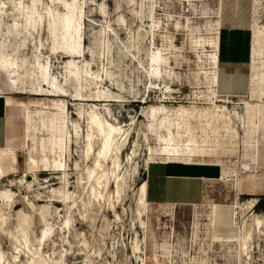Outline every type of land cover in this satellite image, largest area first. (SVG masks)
I'll list each match as a JSON object with an SVG mask.
<instances>
[{
  "label": "rangeland",
  "instance_id": "1",
  "mask_svg": "<svg viewBox=\"0 0 264 264\" xmlns=\"http://www.w3.org/2000/svg\"><path fill=\"white\" fill-rule=\"evenodd\" d=\"M2 1L5 12L0 17V44L13 46L20 41L12 25L17 0ZM71 1L24 0L36 6L27 24L31 34L28 53L42 48V52L55 56L51 69L61 77L69 59L65 51L76 50L81 43L89 53L86 59L91 60L93 70L104 78V70L108 69L111 76L107 82L103 79L101 89H110L120 101H97V105L101 115L107 114L111 121H119L129 130L119 169L124 175L118 180L110 175L106 188H101L102 195L96 197L89 191L83 148L77 152L74 145L71 156L57 147L55 154L45 151L50 161H64L66 156L69 166L67 204L53 201L59 198L52 190L61 183L40 159L51 139L48 118L61 109L62 98L12 93L1 73L0 100L12 98L30 103L37 126L29 146H23L26 107L8 106L12 108L11 131L20 138H14L17 149L9 170L12 173L0 180V191L8 189L14 193L8 204L0 200L4 218L2 221L0 217V264H28L31 258L48 264H142L149 245L165 248L170 253L169 264H264V224L252 230L249 238H243L244 220L251 223V214L264 219V199L245 214L242 210L238 218L231 210L252 196L264 195V190L249 194L237 187L236 198L235 190L229 189L232 186L212 180L207 183L209 196L205 202L197 206L177 205L173 214L150 204L144 215L139 213L142 206L137 193L150 151L155 153L152 159L172 158L189 163L213 155L224 161L242 147L254 144V112L257 106L258 113L261 105L264 107V75L255 79L251 69L254 89L247 97L227 100L218 96L215 104L211 102L210 86L214 83L220 25L252 30L256 19L258 25L264 26V0H84L81 13L75 16L81 37L75 27L65 32L55 16L56 12L70 13ZM260 57L264 59V48ZM70 83L69 90L74 93L75 82ZM154 83L157 88L152 87ZM67 99L68 113L58 121L61 128L65 120L69 128L77 120L72 115L76 112L75 101ZM82 103L86 107L94 102ZM39 108L51 115L36 113ZM234 110L243 117L242 122L234 118ZM81 128L86 131V121L81 120ZM60 135L54 137L59 139ZM257 139L258 153L264 159V109ZM185 146L195 155H159L164 149ZM31 154L39 163L36 177L28 171ZM75 160L80 164L76 170ZM261 165L258 170L264 171V164ZM6 167L0 160V174ZM112 168L108 162L110 173ZM51 177L56 183L48 182ZM26 179L31 181L29 186ZM21 213L27 218V246L16 228ZM140 218L146 221L145 228L140 226ZM46 225L50 231L38 240ZM135 238L141 240L142 250H134Z\"/></svg>",
  "mask_w": 264,
  "mask_h": 264
},
{
  "label": "bare ground",
  "instance_id": "2",
  "mask_svg": "<svg viewBox=\"0 0 264 264\" xmlns=\"http://www.w3.org/2000/svg\"><path fill=\"white\" fill-rule=\"evenodd\" d=\"M84 0H72L70 3V13H55L56 19L59 24L62 25V28L65 32L71 30L72 27H75L78 30V36L81 37L79 33V24H75L76 17L78 13H81L83 7ZM36 6L33 4L30 6L26 4L24 0H17L14 2V10H15V18L13 21V27L17 32V36L19 38V43L13 46H6L0 44V74L3 73L6 78V83L10 87V91L12 93H22L28 95H43L49 97H60L62 98V106L61 109L57 113L53 115L47 114L42 109H38L36 113L43 114L44 116H49L48 124L50 128V136L51 139L48 140L47 146L48 148L42 149V156L40 159V163L44 165L46 169L52 170L53 174H56L55 177L59 179L61 186L56 190H52L57 193V197L59 199L53 200L55 202H63L67 204V200L69 196V176L68 170L69 166L66 162V156L64 161L58 160L57 158L53 161L47 156L45 151H49L50 153L55 154L58 152L56 147L59 150H64L68 156H71L73 153V146H76V151L78 152L79 148H83L82 150V161L85 164V172L86 179L89 183V191L93 196L102 195V189L106 188L107 181L109 176L112 175L115 179H122L124 174L119 172L121 166V156L123 150L126 148V141L129 138V130L123 127L119 121L113 122L111 121L107 114L101 115L100 107L97 105V101H120V99L110 91V89H101V82L103 79L105 82L108 81V77L111 76L108 69L104 70V78L103 74H99V72L93 70V66L90 61L86 59V56L89 54L85 52L84 45L80 43L78 49L65 51L66 56L69 58L65 61L63 65L64 73L61 74V77L56 75L54 71L51 69L53 57L51 54L47 55V52H42V48L39 51L33 50V54L29 55V36L31 35L27 30V24L31 20V16L33 13V9ZM48 9L50 15H54V11L52 10V6H49ZM58 11V10H56ZM5 12V2L0 0V17H2ZM54 18V17H53ZM80 18V17H79ZM83 22V21H82ZM252 31V47H251V69L253 71L252 75L255 73L256 77L260 78L259 74L264 75V59H261L262 48H264V26L258 25L257 20H254ZM81 32V31H80ZM82 39V38H81ZM28 41V42H27ZM83 42V41H82ZM34 46H36L34 44ZM89 51V50H88ZM46 53V54H45ZM94 54V51H93ZM95 58V57H94ZM94 60V59H93ZM261 79V78H260ZM73 80L76 85V90L74 93L70 92L69 85L70 81ZM152 83V81L150 82ZM153 88H157L158 85L154 83L152 85ZM6 89V88H5ZM254 89V82L251 83V88ZM211 92V102L216 103L218 98V94L215 90V80L212 86H210ZM12 96V95H11ZM102 97H104L102 99ZM223 99H226L220 96ZM73 99L75 101L74 105L76 106V112H72V115H76L77 120L72 122L71 127L69 128V124L64 121L63 128H61L58 121L66 117V113L69 110L68 99ZM215 98V100L213 99ZM217 98V99H216ZM83 100L92 101L93 104L86 105L82 103ZM228 100V99H227ZM6 103H16L22 104L26 107V118H25V143L23 146L28 147L29 141L35 132L37 121H35V116L32 110L30 103L25 101L16 102L12 98H6ZM123 101V100H122ZM104 109H108L107 106L103 107ZM154 109V108H152ZM110 114V111H108ZM65 113V114H64ZM231 113V112H230ZM254 115V129L253 136L256 147V131H257V114H258V106L255 110ZM232 115L234 118H237L238 121L242 122L243 117L238 113V111H233ZM148 116V115H147ZM81 120L86 121L87 129L84 130L81 128ZM56 132V133H55ZM58 132V133H57ZM61 134L60 138L57 139L54 135ZM49 136V137H50ZM147 137L145 136V140ZM62 140V141H61ZM64 140V141H63ZM98 141V146L95 148V142ZM83 143V144H82ZM126 144V145H125ZM123 146V147H122ZM1 157L0 160L7 164L5 168V172L0 174V180L4 177L10 175L12 171H9L14 164V155L13 152L16 150L12 147H0ZM33 153L32 151H30ZM239 152V151H238ZM37 153V152H36ZM64 153V152H63ZM132 153H136L133 151ZM240 153H243L244 158L247 159L250 156H253V151L251 149H244ZM152 151L149 152L148 160L146 161L147 165L149 162L155 160H170L169 158H161V159H152L151 156ZM159 155L162 156H177V155H195L189 146L178 147V148H169L162 150ZM225 161V160H224ZM223 161V173H226L229 169L228 165ZM108 162H111L112 169L111 173L108 169ZM38 161H36L31 154L29 156L28 161V171L32 173L34 177L38 175L36 171V167L38 166ZM79 161L75 160L74 168H79ZM70 169H73L70 167ZM78 170V169H77ZM245 170H249V166L245 164V160L243 161V166L240 169V174L235 176L229 183H225L226 185H235L237 181L240 179V175L244 173ZM62 174L58 176V174ZM58 176V177H57ZM54 177V176H53ZM53 177L48 179V182L56 183ZM81 178V176H80ZM27 186L30 185L29 179L24 181ZM211 182V181H210ZM10 185H14L13 183ZM49 186V185H47ZM117 192L119 191L120 185L117 181L116 183ZM120 193V192H119ZM138 193V202L141 204L142 209L140 210V214H145L148 206L150 205L145 196V181L142 180L137 186ZM14 193L8 189H4L0 191V200L8 204L10 199L13 197ZM37 200H40L39 198ZM256 199L250 198L245 203H240L241 211L243 210V214H245L248 210L252 209L256 204ZM173 204H162L159 205L161 208V212H168L171 214V207ZM158 206V207H159ZM233 214V207H232ZM246 210V211H245ZM159 214V213H158ZM234 215V214H233ZM252 222L248 223L247 220H244V225L246 228V233L243 235V238H249L251 231L259 228L262 224H264V219L256 214H251ZM20 219L16 226L20 236L24 239V245L27 246V218L24 214H19ZM169 216V215H168ZM0 217L2 218V214L0 213ZM4 218H2L3 221ZM140 226L142 228L146 227V221L144 219H139ZM49 226V225H48ZM43 228L42 236L38 238L41 240L44 238L48 232L50 231V227ZM242 226V225H241ZM241 227V229L243 228ZM244 233V232H243ZM169 238V237H168ZM166 240V237H165ZM145 242V235L142 240ZM247 241V240H246ZM141 242V240H140ZM137 238L134 240L133 248L134 250H139L140 246ZM164 244V243H163ZM165 245V244H164ZM147 252L145 251V258L142 264H169L171 260L170 253L165 250V248L160 249L159 246L149 245L147 248ZM167 249V248H166ZM142 250V247L141 249ZM172 251V249H171ZM3 257V253L0 250V260ZM48 264L46 261L35 260L31 258L28 264ZM59 264V263H57Z\"/></svg>",
  "mask_w": 264,
  "mask_h": 264
},
{
  "label": "crops",
  "instance_id": "3",
  "mask_svg": "<svg viewBox=\"0 0 264 264\" xmlns=\"http://www.w3.org/2000/svg\"><path fill=\"white\" fill-rule=\"evenodd\" d=\"M251 47L252 31L247 27H240L231 24H221L216 35L215 53V90L219 96L224 98H244L247 97L251 87ZM16 103H6L0 100V147H12L17 149L14 141L20 138L11 131L9 110ZM23 106V105H20ZM264 107H260L257 117L256 147L254 144L246 146V150L251 149L253 156L245 159L243 153L239 156L245 160L249 170H245L237 184L227 185L230 190H235V197L240 190H245L249 194H259L264 190V171L261 164L264 159L258 153L257 136L260 126V114ZM26 111V109H25ZM26 116V114H25ZM25 120V117H24ZM21 137L24 140V132ZM15 138V139H14ZM255 140V139H254ZM250 147V148H249ZM238 151H236V154ZM235 154V155H236ZM221 156V155H220ZM234 156V155H233ZM220 159L222 158L219 157ZM170 160H155L146 165L143 180L145 181V196L149 204L162 205L173 204L171 213L177 205L197 206L205 202L208 195L207 183L217 178L221 172L223 160H219L213 155L206 156L204 160H194L189 163L169 158ZM262 192V191H261ZM251 198L258 200L257 196Z\"/></svg>",
  "mask_w": 264,
  "mask_h": 264
},
{
  "label": "built area",
  "instance_id": "4",
  "mask_svg": "<svg viewBox=\"0 0 264 264\" xmlns=\"http://www.w3.org/2000/svg\"><path fill=\"white\" fill-rule=\"evenodd\" d=\"M226 99L231 100L232 97L226 98ZM243 161H244V159H242L241 155L239 156V152L235 156H232L231 158L225 160L224 162L226 164H224V165H228L229 169L226 173H223V165L221 166V172H220L219 177L217 178L218 181L225 184V183H229L233 179H235V176L240 174V169L243 166ZM233 211H234L233 212L234 216L236 218H238L240 216V213H241L240 206L233 205Z\"/></svg>",
  "mask_w": 264,
  "mask_h": 264
},
{
  "label": "trees",
  "instance_id": "5",
  "mask_svg": "<svg viewBox=\"0 0 264 264\" xmlns=\"http://www.w3.org/2000/svg\"><path fill=\"white\" fill-rule=\"evenodd\" d=\"M262 199H264V195L258 197V200H257L256 204H258ZM256 204H255V205H256Z\"/></svg>",
  "mask_w": 264,
  "mask_h": 264
}]
</instances>
